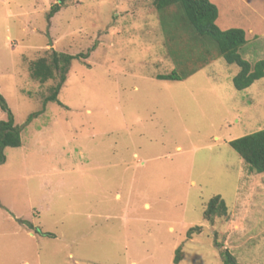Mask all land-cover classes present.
Returning <instances> with one entry per match:
<instances>
[{
	"label": "rangeland",
	"instance_id": "1",
	"mask_svg": "<svg viewBox=\"0 0 264 264\" xmlns=\"http://www.w3.org/2000/svg\"><path fill=\"white\" fill-rule=\"evenodd\" d=\"M216 1L220 25L254 21ZM54 3L0 0V94L21 138L0 163V264H223L224 249L264 264V172L229 144L264 129V76L237 90L239 67L180 6L61 0L48 19ZM52 50L81 56L44 102L60 74L42 83L30 64ZM238 52L264 59V35ZM172 70L185 76L155 78ZM216 195L226 214L209 221Z\"/></svg>",
	"mask_w": 264,
	"mask_h": 264
},
{
	"label": "trees",
	"instance_id": "2",
	"mask_svg": "<svg viewBox=\"0 0 264 264\" xmlns=\"http://www.w3.org/2000/svg\"><path fill=\"white\" fill-rule=\"evenodd\" d=\"M60 3L51 5L47 12V18L50 19L61 8ZM153 5L158 10L171 9V7L180 6L188 24L193 30L201 36H209L217 46V54L229 64H236L239 67L238 73L233 77L232 83L237 90H243L249 87L254 81L264 76V59L256 61L251 65L243 59L238 53V49L246 43L245 31L242 28L232 27L221 30L216 24L218 8L210 0H153ZM81 54L72 55L65 52L52 50L49 55L41 56L30 64L31 77L39 82H45L54 78L55 71L60 74V81L50 88V93L44 99L46 101L57 100L58 91L65 80V74L70 62ZM205 64L204 62H202ZM184 73L172 70L168 73L156 74L155 78L159 80L178 81L182 79ZM185 76V75H184ZM0 108L7 113L6 120H0V163L4 162L3 149L7 146L18 147L21 144V138L18 127L14 124V118L8 109L5 99L0 94ZM230 146L238 153L249 170L255 173L264 172V129L235 138L229 142ZM226 214V205L219 195L212 197L204 210L203 216L211 221L214 216H223ZM200 228L195 226L187 231L191 235L193 231ZM180 248L175 250L173 261L179 262ZM223 264H245L240 263L227 250L221 251Z\"/></svg>",
	"mask_w": 264,
	"mask_h": 264
},
{
	"label": "crops",
	"instance_id": "3",
	"mask_svg": "<svg viewBox=\"0 0 264 264\" xmlns=\"http://www.w3.org/2000/svg\"><path fill=\"white\" fill-rule=\"evenodd\" d=\"M212 3H214L215 5L217 4L216 0H210ZM244 2V4L246 5L247 9L251 12V14L253 15V19L254 21H250L252 23H242L238 26H241L243 28V30L245 31V38H247V34H262L264 35V0H242ZM220 2V1H219ZM217 6V5H216ZM251 17V16H250ZM246 18H248V15H246ZM220 19H221V13L219 12L218 9V16L216 18V24L217 26H221L219 27L221 30H225V29H229L232 28V23H229V20L227 18L224 19V22L222 23V25H220ZM258 23L259 25H261V29H259V25H255V23ZM241 27H237V28H241Z\"/></svg>",
	"mask_w": 264,
	"mask_h": 264
},
{
	"label": "water",
	"instance_id": "4",
	"mask_svg": "<svg viewBox=\"0 0 264 264\" xmlns=\"http://www.w3.org/2000/svg\"><path fill=\"white\" fill-rule=\"evenodd\" d=\"M50 44H52V42H50Z\"/></svg>",
	"mask_w": 264,
	"mask_h": 264
}]
</instances>
